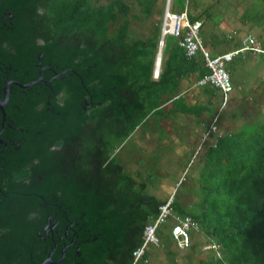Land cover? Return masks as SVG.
Listing matches in <instances>:
<instances>
[{"label":"trees","instance_id":"trees-1","mask_svg":"<svg viewBox=\"0 0 264 264\" xmlns=\"http://www.w3.org/2000/svg\"><path fill=\"white\" fill-rule=\"evenodd\" d=\"M156 2L159 3L157 7ZM258 2L264 4V0ZM163 3L164 0H13L14 6L29 5L31 30L12 32L10 35L15 41L44 48L52 44V57L61 55L64 45L72 46L76 51L84 50L87 56L97 62L109 64L108 70L102 72L103 76L110 75L115 69L122 78L119 86L128 87V92H134L136 101L130 109L104 121V130L101 127L97 129V125L89 131L84 130L82 141L75 143L81 146L78 156L70 157V170L66 172V177L72 180L73 174L83 171L79 186L90 184V194L107 201L113 208L114 219L119 222L126 220L120 239L114 242L117 249L108 251L116 262L106 260L105 264H147L145 251L142 258L134 263L131 251L139 246L142 229L157 215L158 207L165 204L166 200L170 201L169 214L162 224L167 222L168 229L164 236L156 231L155 235L157 239L165 238L166 234L169 238L170 227L188 216L193 227L186 231L189 242L183 249L195 256L191 264H264V121L253 122L249 128L245 122L239 123L235 129L217 135L211 146L206 148L199 174L196 175V187L202 194L195 200V210L185 211L170 194L156 198L144 192L146 183L141 179L136 180L124 170L118 155L120 163L115 160V143L128 136L149 113L156 115L163 112L161 105L169 99L166 93L171 76L185 74L187 64H191L193 70L204 67L202 62V65L198 61L189 62L178 47L177 39L167 35L156 65L157 73L152 75ZM133 5L135 8H132ZM209 7L199 6L198 0H192L191 3L190 0H170L169 10L176 12L184 9L185 16L192 21L200 15L207 18ZM127 17L141 18L139 23L142 24L149 19L146 35L134 33L130 36L131 20L128 21ZM263 18L261 15L258 19ZM259 30L262 35L258 42L264 48V26ZM234 35L232 33L230 37ZM221 40L220 44L229 42L225 37ZM236 41L240 42V39ZM236 41L230 43L235 47L233 49L238 48L239 43ZM0 49L13 53L11 46L6 47L5 42L0 44ZM80 59L81 55H77L71 62ZM183 65L184 69L181 68ZM77 67L83 70L84 65ZM203 73L206 74V69ZM198 78L196 84L200 85L197 83ZM96 81L87 80L85 85ZM207 86L210 85L205 86L209 88ZM68 96L69 93L64 100ZM53 100L57 106H62L60 100ZM42 107L43 102L36 104V110ZM102 110L103 106L97 105L85 109L81 123L84 120L92 122ZM56 143H60V139H54L50 144ZM46 151L50 150L47 148ZM72 183L76 182L72 180ZM36 215V212L29 211L25 220ZM190 231L201 236L197 248L191 242ZM204 246L208 247L204 249ZM169 251H164L166 257L172 254ZM165 264H175L174 259Z\"/></svg>","mask_w":264,"mask_h":264},{"label":"water","instance_id":"water-1","mask_svg":"<svg viewBox=\"0 0 264 264\" xmlns=\"http://www.w3.org/2000/svg\"><path fill=\"white\" fill-rule=\"evenodd\" d=\"M28 4L13 5L0 0V264H105L115 263L109 250L117 248L122 225L113 208L66 177L69 159L74 156L77 135L91 126L130 109L134 92L119 86L122 78L108 63H99L64 45L63 52L51 56L48 48L15 41L12 32L31 30ZM77 55L81 59L71 62ZM83 66V70L78 69ZM91 79L96 83L84 85ZM63 86L69 93L62 106L53 95ZM103 110L92 122L81 124L84 110L97 104ZM43 107L36 110V104ZM60 149L46 151L54 139ZM37 159L33 165L29 159ZM30 164L26 178L10 182L6 174ZM36 212L25 220L28 212Z\"/></svg>","mask_w":264,"mask_h":264},{"label":"rangeland","instance_id":"rangeland-1","mask_svg":"<svg viewBox=\"0 0 264 264\" xmlns=\"http://www.w3.org/2000/svg\"><path fill=\"white\" fill-rule=\"evenodd\" d=\"M158 4L156 2L155 6L157 7ZM198 5L210 6L207 10V18L199 16L202 23L200 22L198 26V32L211 41L219 42L222 37L229 38L232 35L231 32L229 33L230 30L237 34L251 33L257 42L261 40L262 33L259 29L264 26V18L262 20L258 18L261 15L264 17V4L259 3L258 0H198ZM164 7H166L165 1L162 9ZM132 8H135V5ZM248 10H250V14H247ZM251 15L253 16L251 17ZM127 19L131 20L128 33L130 36L134 33L138 36L146 35L149 19L144 20L143 24L139 23L142 21L141 18L127 17ZM226 47L224 50L235 48L230 44H227ZM244 55H247V59L241 60ZM262 58L260 55L251 53L238 54L224 64L231 84L226 105L219 108L221 98L218 92L219 95L215 101L208 105L206 118L203 121L204 125H198L200 131L195 135L191 136L193 131L188 126L182 127V124L180 126L170 125L169 131L163 130L161 123H157L160 117L153 118L154 121L151 124L148 120L155 117L152 112L148 114L149 118L144 125L141 121L133 131L129 132L127 137L121 139L117 144L115 143L116 150L114 152L121 158L124 170L131 173L134 178L136 177V180L141 179L146 183L144 192H148L156 198L170 194L171 198L177 201L185 211L195 210V199H198L202 194V191L196 187L195 178L201 166L200 156L204 148L213 143L216 138L215 134L221 135L225 131H231L239 123L245 122L249 128L253 122L264 121V60ZM216 112H218V118L214 123L215 131L209 132L207 137L201 140V133ZM141 131L144 136L145 134L153 135L155 141L159 140V142L150 145L149 150L140 141L133 142L134 139L142 136H139ZM168 133L174 135L177 140L180 139L181 144L169 143ZM213 137L214 139H212ZM190 140L191 142L188 143ZM207 143L208 145H206ZM177 180H180V183H177ZM166 223L162 225L165 228H167ZM189 235L191 242L197 248V244L201 240L200 234L190 231ZM165 236L166 238L157 239V246L147 245L145 247L147 264H165L170 259H174L175 264H191L195 256L188 250L179 251L174 248L167 234ZM165 250H170L172 254L166 257Z\"/></svg>","mask_w":264,"mask_h":264},{"label":"built area","instance_id":"built-area-1","mask_svg":"<svg viewBox=\"0 0 264 264\" xmlns=\"http://www.w3.org/2000/svg\"><path fill=\"white\" fill-rule=\"evenodd\" d=\"M166 7L163 8L159 26H158V39L157 50H161L164 44V39L167 35L173 36L177 39V45L182 49L184 55L188 58L193 57L197 51L200 52L203 66L206 69V74L197 79L200 85H210L217 88L221 93L220 108L225 106L228 95L231 91L228 74L224 69V64L232 59L235 55L243 52H251L254 54L264 55V48L260 46L257 40L252 35L241 37L237 49L226 51L222 54L211 56L208 49L203 46L200 34L198 33V26L200 25L199 19L189 21L185 16L184 9L173 13L168 12L170 0H165ZM233 33V32H231ZM159 62V57L156 56L154 67ZM153 67L152 75L157 73V69ZM217 113L208 121L205 131L201 134V139L205 138L209 132H214L215 119ZM158 207L157 215L147 223L142 229L141 241L139 246L131 251L133 263L140 260L144 249L147 245H156L157 237L155 231L164 222L169 214V200ZM193 227L192 220L188 216H184L173 224L168 230L169 238L174 242L177 249H183L187 246L189 239L187 230ZM208 246H204L206 249ZM143 262L145 260L143 259Z\"/></svg>","mask_w":264,"mask_h":264},{"label":"crops","instance_id":"crops-1","mask_svg":"<svg viewBox=\"0 0 264 264\" xmlns=\"http://www.w3.org/2000/svg\"><path fill=\"white\" fill-rule=\"evenodd\" d=\"M194 19H199L200 22L202 23V21L199 17L194 18ZM194 19H192V20H194ZM231 32L235 33L233 30ZM199 34L201 36L203 46L208 49L211 56L219 55V54L226 52L227 50H224V49L227 48L226 47L227 44L234 43L236 41V39H241V37L246 36V35H252L251 33L250 34H247V33L237 34V33H235V35L233 37H229V38L225 37L229 41L228 43L220 44L222 42V40L215 43V42L211 41L208 37L203 35L202 33H199ZM236 42H238V41H236ZM238 43H240V42H238ZM181 51H182V49H181ZM182 53H183V51H182ZM243 54H245V53H243ZM183 55H184V53H183ZM259 55L262 56L263 57L262 59L264 60V55H262V54H259ZM185 58H187V57L185 56ZM245 58L247 59V55L246 56L244 55V57H242L241 60H246ZM187 60H189V62H191V63L198 61V62H200V65H202V63H203V60H202V57H201V54L199 51H197L193 57L187 58ZM202 67H203V65H202ZM181 68L184 69L185 65H183ZM187 68H188V70H186L185 74H183L182 76H180V77L171 76L170 83H169L170 85H168L169 89H168V92L166 93V98L168 97L169 99L167 102H165L164 104L161 105L163 112L156 114L155 117L154 116L151 117L148 120V122L153 124V121H154L153 118L156 119V118L160 117V119L157 120V123H161L163 130L169 131L170 125L171 126H180V124H182L183 125L182 127L185 128L188 126V128H190L193 131V134L191 135V136H193V135H195V133H198L200 131V128L198 127V125L199 124H200V126L204 125L203 121L206 118V111L208 109V105L212 104L215 101V99H216L217 95H219L220 91L218 89H215L212 86H207L209 88H206L205 87L206 85L200 86V85L196 84V78H198V75H201L204 72V70H205L204 67L201 70L200 69L193 70V66L191 64H187ZM237 89H239V88H237ZM237 93H241V92H237ZM220 98H221V93H220ZM147 118H149V116L143 118V124L142 125H144ZM198 120H199V123H198ZM140 135H142V136H140ZM148 135L149 134H145V136H144L143 131H141L139 134L140 138L134 139L133 142L137 143L140 141V143L143 146H145L146 149L149 150L150 145L158 143L159 140L155 141L153 135H150V136H148ZM217 135L218 134H215V137ZM168 136L170 137L169 143H171L173 145L181 144V142H180L181 140L180 139L177 140L175 138V136L172 135L171 133H168ZM205 138H203V139H205ZM200 139H201V135H200ZM212 139H214V137ZM212 139H210V140H212ZM189 142H191V140L188 141V143ZM211 144L208 145V143H207L206 145L211 146ZM207 147H205L204 150L202 151V155L200 156L201 157L200 164H202L203 154H204V151L206 150ZM197 174H199V171ZM195 180H196V178H195ZM177 183H178V180H177ZM194 208H195V205H194ZM162 225L163 224H161L158 227L156 232L160 233L161 236H164V233H166V230L168 228H165V226H162ZM173 246H174V248H176V246L174 244H173ZM178 250L181 251L182 249H178Z\"/></svg>","mask_w":264,"mask_h":264},{"label":"flooded vegetation","instance_id":"flooded-vegetation-1","mask_svg":"<svg viewBox=\"0 0 264 264\" xmlns=\"http://www.w3.org/2000/svg\"><path fill=\"white\" fill-rule=\"evenodd\" d=\"M31 19H34V20H38V18H31ZM38 40H39V38H38ZM39 42V41H38ZM84 85H85V83H84ZM64 90H63V86H61L59 89H58V91L53 95V99L54 98H56L58 101L60 100V102H62V100H64L65 98H66V96H67V93H64L63 92ZM107 103H108V99H104L103 100V104H97V107H100V106H103L104 104H106L107 105ZM91 108V107H90ZM87 109V108H86ZM89 109V108H88ZM88 122V120H84V122H82L81 124H84V123H87ZM104 122V121H103ZM103 122H100V123H97V124H95V125H97V129H98V127H101V130H104V126H105V124H103ZM89 123V122H88ZM94 126V125H93ZM93 126H91L90 128H92ZM90 128H86L88 131L90 130ZM84 133V132H83ZM78 135H79V137H78ZM77 135V140H76V143H80L81 141H82V135L81 134H78ZM60 143H56V144H50L49 145V147H48V150H59L60 149ZM80 144L79 145H75L74 144V150H73V153H74V156H72V158H75V157H77L78 156V152L80 151ZM85 156V155H84ZM84 156L83 157H81V159L82 158H84ZM114 157H115V160H116V162H118V163H120V160H119V158H118V156L115 154L114 155ZM72 158H71V163L70 164H72ZM29 162L31 163V164H33V165H35V164H37V159H35V158H30L29 159ZM29 167H30V164L28 163V164H24V165H22V166H19V167H17V168H14V169H12L11 171H9L7 174H6V176L8 177V180L10 181V182H17V181H20V180H22V179H24V178H26L27 176H28V174H29ZM92 167V166H91ZM92 169H93V167H92ZM122 169H123V167H122ZM82 173H84L83 171H80V172H78L77 174H73L72 176H71V178H72V180L74 181V182H76V183H81L82 182V178L80 177V174H82ZM0 182L1 183H4L5 182V177L3 176V177H1L0 178Z\"/></svg>","mask_w":264,"mask_h":264},{"label":"clouds","instance_id":"clouds-1","mask_svg":"<svg viewBox=\"0 0 264 264\" xmlns=\"http://www.w3.org/2000/svg\"><path fill=\"white\" fill-rule=\"evenodd\" d=\"M164 1H165V0H164ZM169 7H170V4H169ZM169 7H168V9H167L168 12L173 13V12H171V11L169 10ZM162 10H163V9H162ZM162 10H161V13H162ZM160 17H161V15H160ZM159 21H160V19H159ZM158 35H159V34H158ZM157 39H158V38H157ZM156 49H157V43H156ZM236 49H237V48H236ZM233 50H234V49H233ZM160 52H161V50H159V51L157 50V52H156V56H157V57H160ZM243 53H247V52H243ZM243 53H239V54H243ZM251 54L256 55V54H254V53H251ZM232 58H233V57H232ZM154 68L157 69L156 66H155ZM220 104H221V103H220ZM225 105H226V104H225ZM223 107H224V106H223ZM219 108H220V106H219ZM216 113H217V115H218V112H216ZM216 113H215V114H216Z\"/></svg>","mask_w":264,"mask_h":264}]
</instances>
